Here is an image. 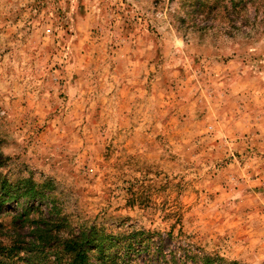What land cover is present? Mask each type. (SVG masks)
<instances>
[{"label":"rangeland","instance_id":"1","mask_svg":"<svg viewBox=\"0 0 264 264\" xmlns=\"http://www.w3.org/2000/svg\"><path fill=\"white\" fill-rule=\"evenodd\" d=\"M207 1L0 0V171L53 199L31 217L264 264V0ZM26 204L0 209V245L53 264L23 252Z\"/></svg>","mask_w":264,"mask_h":264},{"label":"trees","instance_id":"2","mask_svg":"<svg viewBox=\"0 0 264 264\" xmlns=\"http://www.w3.org/2000/svg\"><path fill=\"white\" fill-rule=\"evenodd\" d=\"M198 1L196 12L201 15L208 8L209 2ZM251 3L259 6L260 1L251 0ZM236 8L240 7L237 5ZM210 11L208 14L218 10L213 6ZM243 11L244 8L239 10L238 19ZM241 24L247 27L246 24ZM237 29L240 30L241 27ZM23 201L27 203V207L14 216L15 221L29 224L28 229H31L32 237L25 244L27 249H23V252L32 256L35 251L28 248L33 245L42 246L41 253L48 258L55 257L53 264H247L227 261L217 254L207 253L183 232L176 234L174 230L162 233L130 229L115 233L103 226L92 225L81 227L78 233H58L60 226L65 224L59 215L55 217L57 219H48L42 214L31 217L32 213L35 214V208L39 209L44 205L49 206V214H54L53 199L47 194L46 185H36L29 179L13 181L0 171V209L11 203L23 206ZM13 232V236H16V231ZM13 236L10 237L11 240L14 239ZM19 250L20 248L11 245H0V264H17L21 258Z\"/></svg>","mask_w":264,"mask_h":264}]
</instances>
